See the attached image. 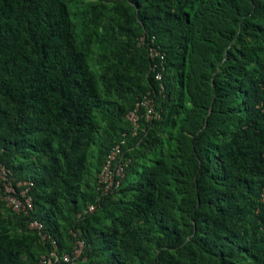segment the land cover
<instances>
[{"label":"trees","instance_id":"1","mask_svg":"<svg viewBox=\"0 0 264 264\" xmlns=\"http://www.w3.org/2000/svg\"><path fill=\"white\" fill-rule=\"evenodd\" d=\"M147 94L161 119L132 137ZM0 148L33 198L0 201V264L76 239L79 264H264V0H0Z\"/></svg>","mask_w":264,"mask_h":264},{"label":"built area","instance_id":"2","mask_svg":"<svg viewBox=\"0 0 264 264\" xmlns=\"http://www.w3.org/2000/svg\"><path fill=\"white\" fill-rule=\"evenodd\" d=\"M140 41L143 42V38H141ZM151 44H153V39L151 40ZM151 44L147 47L149 58L152 60L158 58L160 62H162L163 54ZM155 79L160 81L161 74L157 73ZM140 119L146 122L158 121L161 119V113L157 110L155 102L149 94L137 100L133 109L126 115V120L132 127V137L137 136ZM124 144L125 141H121L120 144L113 148L106 156L105 162L102 165L98 175L97 185L103 193H106L112 188H117L120 179L124 176V168L128 163V160L123 158L121 152V147ZM1 153L2 151L0 148V201H2L13 213L28 217L29 212L33 210V198L29 194L31 183L27 181L15 182L12 171L1 162ZM260 202L262 204V211L264 212V191L261 195ZM94 210L95 207L90 205L88 209L84 211V214L91 213ZM26 223L27 229L36 232L41 241L44 242L49 240L51 245L56 248L55 241L46 235L41 223L31 219ZM73 237H76V235L73 234ZM84 247V242L80 239H76L70 253L63 254L61 257H54V254H51L48 259L42 256L40 264H50L51 257H54V261L58 262V264H79V259L81 258Z\"/></svg>","mask_w":264,"mask_h":264},{"label":"rangeland","instance_id":"3","mask_svg":"<svg viewBox=\"0 0 264 264\" xmlns=\"http://www.w3.org/2000/svg\"><path fill=\"white\" fill-rule=\"evenodd\" d=\"M77 7H78V6H77ZM77 7H76V9L78 10V8H77ZM92 48H93V49H95L94 51H96V52H97V50H96V49H97V48H96V45H94V44H93V47H92Z\"/></svg>","mask_w":264,"mask_h":264}]
</instances>
